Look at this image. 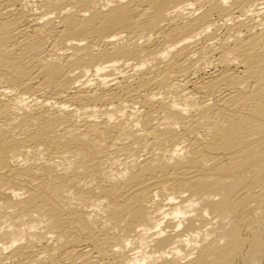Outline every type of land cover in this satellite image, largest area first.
Returning a JSON list of instances; mask_svg holds the SVG:
<instances>
[{"label": "bare ground", "instance_id": "bare-ground-1", "mask_svg": "<svg viewBox=\"0 0 264 264\" xmlns=\"http://www.w3.org/2000/svg\"><path fill=\"white\" fill-rule=\"evenodd\" d=\"M264 0H0V264H262Z\"/></svg>", "mask_w": 264, "mask_h": 264}, {"label": "rangeland", "instance_id": "rangeland-1", "mask_svg": "<svg viewBox=\"0 0 264 264\" xmlns=\"http://www.w3.org/2000/svg\"><path fill=\"white\" fill-rule=\"evenodd\" d=\"M262 264H264V260H263Z\"/></svg>", "mask_w": 264, "mask_h": 264}]
</instances>
